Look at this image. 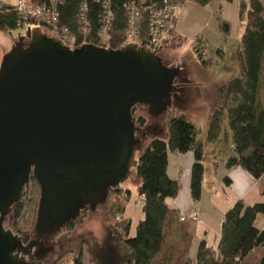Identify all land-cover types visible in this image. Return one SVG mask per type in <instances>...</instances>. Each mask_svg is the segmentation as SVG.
Returning a JSON list of instances; mask_svg holds the SVG:
<instances>
[{
  "label": "water",
  "instance_id": "95a60500",
  "mask_svg": "<svg viewBox=\"0 0 264 264\" xmlns=\"http://www.w3.org/2000/svg\"><path fill=\"white\" fill-rule=\"evenodd\" d=\"M180 73L136 43L71 51L40 29L18 37L0 62V264H28L38 241L107 202L136 165L133 109L171 108ZM31 176L41 189L37 240L23 245L4 220Z\"/></svg>",
  "mask_w": 264,
  "mask_h": 264
},
{
  "label": "trees",
  "instance_id": "16d2710c",
  "mask_svg": "<svg viewBox=\"0 0 264 264\" xmlns=\"http://www.w3.org/2000/svg\"><path fill=\"white\" fill-rule=\"evenodd\" d=\"M161 1L25 0L30 8L44 6L58 14L57 21L50 27L46 26L48 30H44L67 31L78 43L87 42L97 47L104 45L113 50L128 44L124 6L159 5ZM170 1L179 4L180 7L185 1L198 6H207L211 2V0ZM224 1L232 2V0ZM81 2L85 5L84 23L80 21V18H83ZM14 7V4L0 3V33L11 34L13 30L21 29V19ZM238 9L239 19L244 22V30L236 54L239 74L219 91L222 105L211 117L207 141L214 143L219 138L222 115L226 111L233 153L228 158L226 167L242 169L258 181L264 176V7L259 0H248L240 2ZM107 11L111 14V21L110 27L106 30L105 40L101 38V33L104 30V17ZM175 22L176 20L174 25ZM223 29L228 31L227 24L223 25ZM142 32L145 39L146 30L143 28ZM185 42L186 38L178 35L173 28L164 50L176 52ZM193 51L196 55L195 50ZM196 58L204 66L209 63L198 55ZM137 124L138 129L143 128L144 118H138ZM197 133V129L184 118H173L168 122L167 140L160 138L151 140L138 155L134 176L138 182L139 198H144V205L140 207L143 219L136 225L132 235L130 220L124 219L121 214L115 215V222L110 227L117 240L133 252L134 258L127 264H164L154 259L163 243L164 225L169 216L168 201L177 197L181 187L179 179H171L167 174L168 152L193 154L190 193L194 201L200 199L205 156L203 146L197 140ZM31 181H35L34 178H31ZM128 193L129 191H126L123 196L126 198ZM260 194L264 197V183L260 188ZM112 199L109 211L118 209L117 212L122 213V207L125 206L123 202L119 201L116 194ZM18 204L13 208L15 217L20 212ZM260 214H264V203L245 205L242 201H237L224 215L217 248L213 249L203 241L200 242L195 261L191 263L187 260L186 264H243L254 250L264 247V229L259 230L254 225L256 217ZM73 264H83L81 253L73 257ZM258 264H264V257H261Z\"/></svg>",
  "mask_w": 264,
  "mask_h": 264
},
{
  "label": "rangeland",
  "instance_id": "374dc122",
  "mask_svg": "<svg viewBox=\"0 0 264 264\" xmlns=\"http://www.w3.org/2000/svg\"><path fill=\"white\" fill-rule=\"evenodd\" d=\"M242 1L248 0H232L230 3L223 0H211L207 6H198L188 1L181 4L178 13V29L186 37V42L176 52L164 50L158 53L162 61L180 68L184 79L179 94L180 101L174 102L171 108L157 116L150 115L148 110L142 106L137 105L133 109L136 129L139 128L138 118L142 117L145 120V126L136 132L140 143L136 147L135 163L138 155L151 140L155 138L167 140L169 120L181 117L198 131L197 140L201 142L205 156L204 175L209 185L213 176L212 161L219 157L228 159L233 154L226 111L222 115V126L216 142L207 141V131L212 115L222 105L219 95L220 88L239 74L236 54L244 30V22L240 21L238 14L239 4ZM259 1L264 7V0ZM9 3L15 4V0H9ZM224 24L228 26L227 32L223 29ZM42 32L48 37L53 35L44 29ZM18 35L23 36L24 32L21 29H15L11 34L0 33V62L2 57L13 47ZM197 38L204 40L206 60L209 61L206 66L200 64L192 48V41ZM128 43L133 42L128 41ZM188 154L192 153L188 152ZM181 156L168 152L169 169L167 174L171 179H178L180 175ZM135 167L136 165L131 168L129 178L120 186L121 189L129 191V196L125 200V211L120 214L124 219L130 218L131 235L143 218L142 210L136 204L139 195L137 180L134 176ZM223 168L222 166L221 170ZM232 192L234 189L224 182L222 189L217 186L208 188L206 192H203L200 205L205 212H208L214 204H219L220 207L222 200L223 202L229 201ZM115 194L113 192L107 202L99 205L94 211H83L70 229L65 228L60 231L59 234L64 236L63 239L73 236L74 240L70 246L67 244L62 246L63 249L57 256L59 259L53 264H73V257L78 253H81L83 264H127L133 260L132 250L118 241L110 230L111 224L115 222V213H118V209L109 211ZM39 199L38 185L35 181H30L18 204L19 215L15 217V212L12 209L5 217L4 227L18 236L25 237L26 241L32 238L37 220ZM119 201L121 202V200ZM261 227L264 229V226ZM213 231V229L208 231L211 243L214 239ZM67 249L73 251L68 252ZM255 257H250L243 264H258L259 259L264 257V247L259 248ZM195 259L196 256L192 257V261Z\"/></svg>",
  "mask_w": 264,
  "mask_h": 264
},
{
  "label": "crops",
  "instance_id": "0c3cea01",
  "mask_svg": "<svg viewBox=\"0 0 264 264\" xmlns=\"http://www.w3.org/2000/svg\"><path fill=\"white\" fill-rule=\"evenodd\" d=\"M0 3L11 4L9 3V0H0ZM178 18L179 17H177L174 25L175 31L181 37L186 38L184 37L182 31L178 29L179 28ZM180 155L182 156L180 158V166H179L180 175L178 179L180 181L181 187L177 197L175 199L168 201L169 216L167 217L164 225L163 243L160 252L157 254V256L154 259L155 261H162L164 264H186L187 260L193 263L194 261H192V257L196 256L198 246L202 241L208 247L216 249L221 238V225L224 215L231 207H233V205L237 201H242L245 205L264 203V197L260 194V188L264 183V176L260 180L255 181L249 174H247L242 169L239 168L228 169L226 167V162L228 160L226 159V157H219L218 159L212 161L211 164L213 165L212 168L213 176H212V180L210 181V185L208 183L207 178H205L203 172V178L201 184V196L198 201H194L190 193L191 169L194 159L192 154L186 153ZM222 166L224 167L223 170H221ZM168 169H169V162L167 166V173H168ZM203 169H204V162H203ZM226 181H228V183ZM223 182L230 185L234 189V192H232V197L227 202L226 201L223 202L222 200L220 202V207L219 204L218 205L214 204L211 207L210 211L205 212L200 205V202L203 198V192H206L208 188L211 187L216 188V186L217 188L222 189ZM118 190H120V192H116V195H118L119 200H121L123 202V205H125V200L129 195L125 198L123 194L126 193L127 190H123L121 188H119ZM213 196H215V194H213ZM122 209L124 212L125 206L122 207ZM193 213L198 214V218L196 222L179 221V218L181 216L186 217ZM116 216H120V213H117ZM128 220H130V218ZM130 224H131V220H130ZM254 225L257 229L262 230L263 227L261 226H264L263 214H260L256 217ZM212 229L214 230L213 231L214 239L213 242L211 243V241H209L210 239L208 236V231ZM131 230L132 229L130 225V233ZM258 251L259 249L254 250L247 257V259H249L252 256L255 257ZM247 259L244 261V263L247 261Z\"/></svg>",
  "mask_w": 264,
  "mask_h": 264
},
{
  "label": "built area",
  "instance_id": "2783aa9c",
  "mask_svg": "<svg viewBox=\"0 0 264 264\" xmlns=\"http://www.w3.org/2000/svg\"><path fill=\"white\" fill-rule=\"evenodd\" d=\"M81 5V16H83V18L81 17L80 21L84 23L85 5L82 4V2ZM14 6L15 11L21 19L20 28L24 32L23 36H25L28 30H48L47 27H50V25L55 23L58 19V14L56 11H50L44 6L35 9L30 8L26 4L25 0H15ZM124 9L126 12L127 21V41L136 43L138 46L146 47L157 54L163 52L167 43V39L171 31H173L174 21L178 17L180 10L179 4L170 0H162L159 5L138 7L135 4H128L124 6ZM105 13V26L101 33V38L106 40V30L108 27H110L111 14L108 11ZM143 28L146 30V36L144 37L145 39H143L142 34ZM49 31L51 34H53L52 37H56L61 41L63 46L71 51L81 47L82 45L89 44L87 42L78 43L76 38L69 35L67 31H57L55 29H51ZM100 47L108 48L104 45H101ZM192 48L195 50L196 55H198L201 59L206 60L204 41L201 38H197L192 41ZM136 204L142 208L144 205V198L140 197ZM197 218L198 214L193 213L186 217L181 216L179 221L196 222Z\"/></svg>",
  "mask_w": 264,
  "mask_h": 264
},
{
  "label": "flooded vegetation",
  "instance_id": "af4514ba",
  "mask_svg": "<svg viewBox=\"0 0 264 264\" xmlns=\"http://www.w3.org/2000/svg\"><path fill=\"white\" fill-rule=\"evenodd\" d=\"M162 63L165 66H167V67H171V68L172 67H178L176 65H174V66L169 65L168 63H166L164 61H162ZM183 82H184V79H183L182 73H180L179 74V78L175 81V85L177 86V89L178 90L183 85L182 84ZM31 178H34V177L33 176L30 177L28 184L30 183ZM34 180H35V182L38 185L37 180L35 178H34ZM38 188H39L40 197H41V189H40L39 185H38ZM113 192L114 193L118 192V189L117 190H114V191H111L110 192V195ZM39 201H40V199H39ZM38 206H39V203H38ZM83 211H90V210L88 208H85V209L81 210L80 214ZM75 222H76V220L69 222L62 229H65V228L66 229H70ZM62 229H60L59 231H57V233L46 237L43 241H38L39 243H43L42 248H38V247L32 248L31 249V252H30V256L29 257H26L25 258V261L28 264H42V263H45V264H53L54 261H57L59 259V257H57V256H59V254H60L59 252L63 249L62 246L65 245V244H67V246H70L71 245V242L74 240V237L73 236H68L66 239H63L64 236H61L59 234ZM19 237L22 239L23 245H27L30 242H35L37 240L36 237H35L34 230H33V236H32V238H29L28 241H26V238L25 237H21V236H19ZM43 250H45L46 253L42 257V251ZM67 251L68 252H72L73 250L72 249H67Z\"/></svg>",
  "mask_w": 264,
  "mask_h": 264
}]
</instances>
